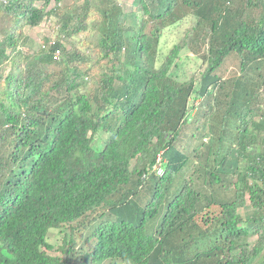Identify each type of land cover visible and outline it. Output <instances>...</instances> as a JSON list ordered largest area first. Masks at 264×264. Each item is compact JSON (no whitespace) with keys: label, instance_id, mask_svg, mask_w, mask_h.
Listing matches in <instances>:
<instances>
[{"label":"trees","instance_id":"1","mask_svg":"<svg viewBox=\"0 0 264 264\" xmlns=\"http://www.w3.org/2000/svg\"><path fill=\"white\" fill-rule=\"evenodd\" d=\"M50 1L0 0V264H247L260 255L264 0L219 10L214 0H133L130 12L104 0L95 28L107 62L91 89L65 40L86 28L92 2L62 16L63 38L38 44L25 27L53 16ZM187 9L211 31L204 70L180 80L183 44L162 59L157 49L164 23ZM230 59L238 71L228 80ZM159 156L162 174L152 169ZM212 204L221 215L202 217L219 228L210 236L198 216ZM53 228L64 232L65 257L47 251ZM256 234L246 253L240 242ZM179 250L187 256L175 261Z\"/></svg>","mask_w":264,"mask_h":264},{"label":"rangeland","instance_id":"2","mask_svg":"<svg viewBox=\"0 0 264 264\" xmlns=\"http://www.w3.org/2000/svg\"><path fill=\"white\" fill-rule=\"evenodd\" d=\"M121 7L126 12H130L134 9L133 6V0H116ZM228 0H214L215 6L217 7V10H219L223 3H226ZM85 2V0H61L60 2H57V0H51L49 7L52 8L55 13L53 16L48 17L47 20L43 21L42 24L36 26V27H30L26 26L25 30L37 41L38 44H44V39H55L57 38H63V33L61 28L62 23V16L73 12L75 8L78 5H81ZM91 8L88 11V17L86 19V28L81 30L79 33L70 36L69 40L66 41L65 39V45L68 49L71 50H77L80 52V54L83 56L82 59H78L76 61H73L71 64L76 65L79 68L83 70L89 71L85 76H88V83L86 84L88 89L93 88V83L97 81L98 79V72H101L103 68H105V63L107 62V59L103 57L102 52L100 51L99 47L96 45V38L98 36L96 25L97 23H100L102 21V9L104 6H106L104 0H91ZM236 0H234V5H238ZM42 3L41 1L37 4L40 5ZM214 11V17H216L217 13ZM1 13V12H0ZM1 16V14H0ZM59 18V20H58ZM164 27L162 28V33L160 37V42L157 49V54L159 56V59L164 58L165 54H168L171 50V48L174 47L176 44H183L182 50H181V66L180 71L178 69V72L180 73V80H188L192 77L198 78L201 71L204 70L206 63L205 60H203L202 55L206 53V50L209 47V36L207 33L211 31V20H199L197 15L193 12L192 9H187V14L184 16V18L176 23H172L170 20H167L164 23ZM155 27V23H152L150 21L144 31L150 32V30ZM155 29V28H153ZM150 34V33H148ZM162 61L158 62L159 64ZM3 72L5 75H7L12 66L10 64L3 65ZM238 71V62L235 59H230L227 62V65L224 70V78L229 80V77L236 74ZM261 92L260 96L258 95L259 104L262 103V107H264V101H261V96H264V91L261 89L259 90ZM193 98L191 99V102H193ZM200 100L197 99L195 101L196 106L197 103ZM200 105L198 106V108ZM195 108L192 113H195ZM230 130H232V127L228 125ZM236 131V130H235ZM264 134V131L262 132ZM108 136L107 133L102 134V138L105 139ZM234 142V141H233ZM103 144V140L101 138H98L94 141V145L97 147H100ZM235 144V143H233ZM263 143L261 142L258 146L263 147ZM192 173V171H188L187 175L189 173ZM196 174V173H195ZM194 176V175H193ZM188 178V177H187ZM235 175H233V179H235ZM231 180V183L228 184V190L230 191L228 195H231V192L234 191V180ZM264 185V183H263ZM218 188V186H216ZM249 201L245 203L244 206L248 205ZM239 212L242 213L244 216H249L253 214V209L250 207L245 208L242 207L239 209ZM221 215V210L218 204H212L210 207L206 208L199 216V224L202 228L207 229L210 236L215 234L219 228H213L214 225H210L208 227L207 224H204L202 217H212L217 218ZM213 220V219H212ZM210 230V231H209ZM257 234L253 237L248 238V242L241 241V245H244L246 249V253H250L253 249L254 244L256 243L255 239L257 238ZM48 240L51 244L54 245V249H47V251L50 254L53 255H59L61 257H65V253L62 250V245L64 243V232L60 229H51L50 235L48 237ZM77 247H79V242L76 243ZM209 247V242L201 239L199 250H203ZM239 250L237 252L239 253L241 251V247H237ZM187 256V253L185 251L179 250L173 253V259L175 261H181L184 260ZM264 256V250L260 255L257 257H254L252 260H250L247 264H257L261 261L262 257ZM96 264V263H93ZM98 264V263H97ZM103 264H110V262H106ZM117 264V263H116ZM118 264H131L129 261H122Z\"/></svg>","mask_w":264,"mask_h":264},{"label":"built area","instance_id":"3","mask_svg":"<svg viewBox=\"0 0 264 264\" xmlns=\"http://www.w3.org/2000/svg\"><path fill=\"white\" fill-rule=\"evenodd\" d=\"M57 54H60V50L58 49ZM158 174L163 173V166H162V161H161V156L158 157V161L154 164L153 168Z\"/></svg>","mask_w":264,"mask_h":264}]
</instances>
